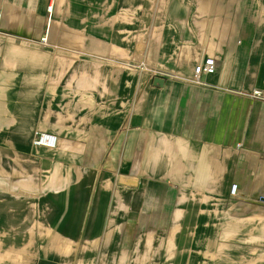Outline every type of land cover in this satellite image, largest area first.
I'll return each mask as SVG.
<instances>
[{
  "label": "crops",
  "instance_id": "1",
  "mask_svg": "<svg viewBox=\"0 0 264 264\" xmlns=\"http://www.w3.org/2000/svg\"><path fill=\"white\" fill-rule=\"evenodd\" d=\"M0 12V264H264V0Z\"/></svg>",
  "mask_w": 264,
  "mask_h": 264
},
{
  "label": "built area",
  "instance_id": "2",
  "mask_svg": "<svg viewBox=\"0 0 264 264\" xmlns=\"http://www.w3.org/2000/svg\"><path fill=\"white\" fill-rule=\"evenodd\" d=\"M52 1V0H49ZM52 5L49 4L47 7L48 12L51 11ZM1 26H2V13L0 12V31H1ZM40 42L43 44L47 43V35L46 32L44 36L40 37ZM139 67H143L142 64L139 65ZM216 67V62L214 61L213 58L207 57L203 59L201 63H198L194 69H193V77L191 79L192 82L199 84L200 83V76L201 74H211L215 71ZM148 68L144 67V70H147ZM149 70V69H148ZM152 76H158V73L156 71H151ZM252 94L256 97L260 96V91L259 90H254ZM57 142V137L53 133H48V132H35L31 143L34 146H42V147H47V148H54L56 146ZM236 189L237 185L232 184L230 186L229 194L231 196L236 195Z\"/></svg>",
  "mask_w": 264,
  "mask_h": 264
},
{
  "label": "rangeland",
  "instance_id": "3",
  "mask_svg": "<svg viewBox=\"0 0 264 264\" xmlns=\"http://www.w3.org/2000/svg\"><path fill=\"white\" fill-rule=\"evenodd\" d=\"M139 55V54H138ZM138 55H136V58H134V63H138V65L136 67H134L138 72L141 71V73L144 74V71L148 72V70H144V65L143 67H139L140 63L142 62V60L138 57ZM151 75V73H150Z\"/></svg>",
  "mask_w": 264,
  "mask_h": 264
},
{
  "label": "water",
  "instance_id": "4",
  "mask_svg": "<svg viewBox=\"0 0 264 264\" xmlns=\"http://www.w3.org/2000/svg\"><path fill=\"white\" fill-rule=\"evenodd\" d=\"M157 80H159V79H157Z\"/></svg>",
  "mask_w": 264,
  "mask_h": 264
}]
</instances>
